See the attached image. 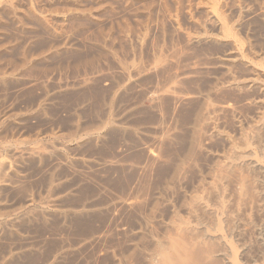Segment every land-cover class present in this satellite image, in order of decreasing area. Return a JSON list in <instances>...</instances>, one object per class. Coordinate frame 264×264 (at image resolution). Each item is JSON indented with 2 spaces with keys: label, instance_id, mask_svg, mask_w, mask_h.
<instances>
[{
  "label": "rangeland",
  "instance_id": "374dc122",
  "mask_svg": "<svg viewBox=\"0 0 264 264\" xmlns=\"http://www.w3.org/2000/svg\"><path fill=\"white\" fill-rule=\"evenodd\" d=\"M93 1L0 0L1 264H127V239L140 243L134 234L149 223L164 232L172 206L188 216L179 202L209 181L214 155L227 150L222 136L205 138L206 101L234 109L212 116L226 136L237 130L233 139L242 120L264 110V0ZM212 7L227 38L206 17ZM200 31L215 42L190 45ZM231 38L246 51L233 64ZM175 72L189 77L175 86ZM228 76L249 84L235 90ZM136 251L131 264L141 262Z\"/></svg>",
  "mask_w": 264,
  "mask_h": 264
},
{
  "label": "bare ground",
  "instance_id": "6f19581e",
  "mask_svg": "<svg viewBox=\"0 0 264 264\" xmlns=\"http://www.w3.org/2000/svg\"><path fill=\"white\" fill-rule=\"evenodd\" d=\"M95 1V0H94ZM93 1V2H94ZM129 1V0H128ZM139 1V0H138ZM177 1V0H176ZM179 1V0H178ZM9 2V0H8ZM100 2V0H99ZM134 2V1H133ZM11 3V2H10ZM66 3V2H65ZM68 3V2H67ZM74 3V2H73ZM77 3V2H76ZM95 3V2H94ZM97 3V0H96ZM129 3V2H128ZM161 3V2H160ZM13 4V3H12ZM70 4V3H69ZM127 4V3H126ZM132 3H130L131 5ZM11 5V4H10ZM73 5V4H72ZM165 5V4H164ZM16 6V5H15ZM9 7V6H8ZM17 7V6H16ZM98 7V6H97ZM213 8V7H212ZM10 9V7H9ZM99 9V8H98ZM148 9V8H146ZM12 10V9H11ZM14 10V8H13ZM150 10V8H149ZM218 11V10H217ZM217 11H214V8L211 10L208 8L206 10L205 13H207V16L210 19L214 21L215 26L219 29V31L223 32V35L225 34L226 38L227 35H230L232 33L231 29L229 31V27L228 24H225V21H223L222 16L218 15V13H216ZM144 14V13H143ZM160 14V13H159ZM150 17V16H149ZM221 17V20H220ZM49 18V17H48ZM206 19V18H205ZM207 22V20H205ZM205 22V23H206ZM45 23V22H44ZM212 23V22H210ZM213 23V24H214ZM202 25V22L200 23ZM199 24V25H200ZM204 24V23H203ZM208 24V23H206ZM204 24V25H206ZM212 24V26H213ZM228 27V34L227 32V27ZM207 27V26H206ZM205 27V31L207 30V28ZM204 28V27H203ZM201 29V28H200ZM199 29V30H200ZM204 30V29H203ZM202 30V31H203ZM204 32V31H203ZM230 32V33H229ZM201 33V31H200ZM205 33V32H204ZM204 33H201L204 34ZM208 34V33H207ZM219 34V32H218ZM200 35V34H199ZM200 35V37H188L187 35V42L192 45H197L195 43H201V41L204 40H211L212 37L215 36H208L205 37L204 35H202V38ZM209 35V34H208ZM222 35V34H221ZM219 34V36H221ZM233 35V34H232ZM231 35V36H232ZM217 36V35H216ZM219 36H217V40H223V37H221V39L219 38ZM230 37V36H228ZM52 38V37H51ZM54 38V37H53ZM216 38V37H215ZM219 38V39H218ZM232 39V41H231ZM230 39V49H229V54H228V59L226 61H228L229 63L231 62V64L235 63V62H241V60L244 57V54L246 53L243 45L240 44V42H238L236 40V38H231ZM214 41V39H212ZM216 40V39H215ZM229 40V39H227ZM225 39V41H227ZM224 41V42H225ZM186 42V43H187ZM211 42V41H210ZM215 42V41H214ZM218 42V41H217ZM228 42V41H227ZM187 43V45H189ZM207 43V42H205ZM220 43V42H219ZM215 44V43H214ZM189 45V46H190ZM193 46V45H192ZM175 49V48H174ZM245 52V53H244ZM182 56V55H181ZM246 56V55H245ZM179 57V56H178ZM159 59V58H158ZM246 60V57L245 59ZM116 61V60H115ZM162 62V60H160ZM159 61V63H161ZM225 62V61H223ZM227 62V65H229ZM249 62V61H248ZM251 62V61H250ZM249 62V63H250ZM118 63V62H117ZM158 60H157V64ZM165 63V62H163ZM220 63V62H219ZM246 63V62H245ZM252 63V62H251ZM120 64V62H119ZM135 64V63H134ZM155 64V62H153V65ZM166 64V63H165ZM230 64V65H231ZM244 64V63H243ZM247 64V63H246ZM253 64V63H252ZM251 64V65H252ZM172 65V64H171ZM174 65V64H173ZM178 65V64H177ZM220 65V64H219ZM235 65V64H234ZM241 65V64H240ZM250 65V64H249ZM254 65V64H253ZM123 66V65H122ZM132 65H130L129 67H131ZM152 66V65H150ZM155 66V65H154ZM159 66V65H158ZM225 66V65H224ZM236 66V65H235ZM247 67V65L244 64V67ZM258 66V65H254ZM128 67V66H127ZM153 67V66H152ZM157 66L153 67L156 71ZM163 67V66H162ZM230 67V66H229ZM228 67V68H229ZM249 67V66H248ZM263 67V66H261ZM126 68V67H125ZM133 68V67H132ZM139 68V67H138ZM141 68V67H140ZM152 68V70H154ZM232 68V67H230ZM229 68V69H230ZM257 69L260 68L256 67ZM255 68V69H256ZM264 68V67H263ZM121 69V68H119ZM124 69V68H123ZM134 69V68H133ZM149 69V68H148ZM229 69H227L229 71ZM252 69V67L250 68V70ZM261 69V68H260ZM151 70V69H150ZM154 70V71H155ZM184 70V69H183ZM233 70V69H230ZM121 71V70H120ZM124 71V70H122ZM121 71V72H122ZM126 71V70H125ZM143 71V70H141ZM194 71V70H193ZM191 71V72H193ZM226 71V72H228ZM236 71V70H235ZM252 71V70H251ZM152 72V71H151ZM190 72V73H191ZM231 72V71H230ZM253 72V71H252ZM258 72V71H256ZM261 72V70L259 71ZM258 72V73H259ZM264 72V71H263ZM262 72V75H263ZM125 73V72H124ZM123 73V76H124ZM128 73V71H127ZM132 73V72H131ZM136 73V72H135ZM144 73V72H141ZM254 73V72H253ZM256 73V74H258ZM185 74V73H184ZM184 74L179 75L175 72V74L171 77L172 81L175 80H179L180 76H184ZM192 74V73H191ZM229 74V73H227ZM226 74V75H227ZM231 74V73H230ZM229 74V75H230ZM233 74V73H232ZM247 74V73H246ZM260 74V73H259ZM128 75V74H127ZM130 75V74H129ZM137 75V74H136ZM139 75V74H138ZM186 75V74H185ZM235 75V74H234ZM248 75V74H247ZM250 75V73H249ZM134 76V75H130ZM141 76V75H140ZM186 76L189 77V74H187ZM237 76V75H236ZM255 76V75H254ZM127 77V76H124ZM170 77V76H169ZM185 77V76H184ZM229 77V76H228ZM227 77V78H228ZM233 77V75H232ZM229 77L232 82L230 84H232V87H236L235 90H237V88L241 90V88H245V86H247V82H242L240 81V79H236L235 77L232 78ZM249 77V76H248ZM253 77V76H252ZM261 77V76H259ZM256 79V76L253 77V79L256 81H261L259 80L260 78ZM128 78V77H127ZM137 78V76H136ZM183 78V77H182ZM187 78V77H186ZM228 78V81H229ZM238 78V77H237ZM251 80V76L249 77ZM248 78V80H249ZM85 79V78H84ZM124 79V78H123ZM134 79V77H133ZM170 80V78H168ZM185 79V78H184ZM126 80V79H124ZM127 80L130 81V79L128 78ZM181 80V79H180ZM227 80V79H226ZM85 81V80H84ZM129 81H126L129 82ZM172 81H169V83H171ZM247 81V79L245 80ZM255 81H253V84L251 85H255ZM137 82V80H136ZM135 82V83H136ZM125 83V81H124ZM125 83V84H126ZM168 83V84H169ZM175 84L178 82H174ZM181 83V82H180ZM228 82H226L227 84ZM259 83V82H258ZM257 88H261L262 89V97L264 96V85H261L264 83L260 82L261 84H258ZM173 84V83H171ZM174 85V84H173ZM180 85V84H179ZM223 85V84H222ZM177 86V84L175 85ZM248 86V87H249ZM168 87V86H167ZM171 87V86H170ZM231 87V86H230ZM247 87V88H248ZM64 88V87H63ZM159 87H157L156 89H158ZM175 88V87H174ZM242 88V90H243ZM256 88V87H255ZM254 88V89H255ZM152 89V88H151ZM155 89V88H154ZM153 89V91H154ZM168 89V88H167ZM232 89V88H231ZM58 90V89H57ZM159 90V89H158ZM166 89H164L163 91H165ZM170 91V89H168ZM167 90V91H168ZM174 90L176 89H171V91H173L174 95L177 92H174ZM247 90V89H245ZM259 91L260 89H256L255 91ZM151 91V90H150ZM157 91V90H156ZM166 91V93H167ZM168 91V92H169ZM215 92V91H214ZM242 92V91H241ZM240 92V93H241ZM261 92V91H260ZM118 93V92H117ZM151 92H149L150 95ZM154 93V92H153ZM161 93H163L161 91ZM167 93V94H171ZM172 93V94H173ZM217 93V92H216ZM116 94V93H115ZM146 94V93H145ZM147 94H148V90H147ZM159 93L157 92L156 95H158ZM165 94V93H164ZM178 97L180 98L181 96ZM176 94V95H177ZM259 94V93H258ZM117 95V94H116ZM174 95L172 97H174ZM157 97V96H156ZM171 97V98H172ZM176 97V96H175ZM174 97V98H175ZM184 98H187L185 96H183ZM182 97V99H183ZM189 97V96H188ZM191 97V96H190ZM204 97V96H203ZM154 98V97H153ZM159 98V97H158ZM162 98V97H161ZM160 98V99H161ZM163 98H165L163 96ZM170 98V97H169ZM177 98V99H179ZM206 98V97H205ZM176 99V100H177ZM193 99V98H192ZM210 99V98H209ZM155 100V98H154ZM181 100V99H180ZM205 100V99H204ZM208 100V99H207ZM211 100V99H210ZM210 100L206 101V107H204L205 109V114L206 117L208 118V130L209 133L206 131L205 133H208L209 135L207 137H205L206 139L210 140H215L212 139V137H217L220 138L222 136V139H224V143L223 145L227 146V150L223 149L222 154L220 155H214V162H212V166H209L211 168V172L208 174L209 176V181L207 183L203 184V180L202 183L200 182H196L197 185H194L195 187L198 186L197 190L196 188H194L195 193L194 195L190 196L189 195V199H187V201L183 199L185 202L180 201L179 203H183L181 207H183L182 209L185 210V214H188V216H183L184 213H181V211L179 212L178 209H174L173 206L171 208L172 210V215L171 218L169 219V222L163 225V229L164 232L162 233H156L153 229H152V225L149 226V224L145 225L144 228H140L141 231L138 232L137 234L135 233V235H140L141 238V242L139 243H134V238H129L127 239V264H131L132 262V251L133 248H135L137 251V253H139V257L141 258V262L139 264H264V110H261L260 107L257 108V115H255L254 113V117L252 119L248 120L244 123V121L242 120V124L239 127V131H238V138L234 139L232 138L233 135L236 136V132L237 130L234 131V133L231 135L230 133L227 134L231 135V136H226V130L223 133H221L219 126L221 124H219L218 126V121L216 122L215 118L212 117L214 115H218L217 113L223 111V110H228L231 111L232 109L230 108V106L228 105H224L223 107H216L214 106L215 104L210 103ZM250 100V99H249ZM258 100V98H257ZM254 100L255 103H257ZM263 100V99H262ZM185 101V100H184ZM253 101V99H252ZM252 101L250 103H252ZM188 102V99L186 101ZM184 102V103H186ZM181 103V102H180ZM205 103V102H204ZM210 103V104H209ZM214 103V102H212ZM254 103V105H255ZM158 104V103H157ZM249 104V102H248ZM231 105V104H230ZM252 105V104H250ZM249 105V106H250ZM253 105V106H254ZM260 105V104H259ZM258 105V106H259ZM262 105H264V103H262ZM159 106V105H158ZM252 107V106H251ZM264 107V106H263ZM133 108V107H132ZM158 108V107H157ZM160 108V107H159ZM158 108V110H159ZM233 108V107H232ZM262 108V107H261ZM127 109V108H126ZM255 108H253L252 110L254 111ZM260 109V111H259ZM263 109V108H262ZM128 110V109H127ZM126 110V111H127ZM156 110V109H155ZM221 110V111H220ZM125 111V112H126ZM227 111V112H228ZM234 111V109L232 110ZM112 112V111H111ZM123 112V111H122ZM202 112H203V108H202ZM201 112V114H202ZM223 113V112H222ZM226 113V112H225ZM234 113V112H233ZM111 114V113H110ZM204 115V114H203ZM231 115V112H230ZM219 116V115H218ZM234 116V114H233ZM252 116V115H251ZM203 117V116H202ZM205 117V116H204ZM205 117V118H206ZM236 117V116H235ZM240 117V116H239ZM243 118V117H242ZM241 118V119H242ZM245 118V117H244ZM204 119V118H203ZM217 119V118H216ZM219 119V118H218ZM247 119V118H246ZM110 120V119H109ZM200 120V119H199ZM205 120V119H204ZM205 120V121H206ZM236 120V119H235ZM203 121V122H205ZM241 121V120H240ZM238 121V122H240ZM106 122V121H105ZM109 123V122H108ZM114 123V122H112ZM202 123V122H201ZM220 123V122H219ZM115 124V123H114ZM113 124V125H114ZM205 124L206 127V123H202ZM238 124V125H239ZM106 125V124H105ZM104 125V126H105ZM110 125V124H109ZM161 125V123H160ZM167 125V124H166ZM201 125V124H200ZM103 126V127H104ZM159 126V125H158ZM163 126V125H162ZM202 126V125H201ZM115 127V126H114ZM197 127V126H196ZM223 127V126H222ZM225 127V126H224ZM113 128V127H112ZM158 128V127H157ZM156 128V130H157ZM164 128V126L162 127ZM103 129V128H102ZM105 129V128H104ZM124 129V128H123ZM155 129V128H154ZM161 129V128H159ZM168 129L167 127L165 128ZM196 129V128H194ZM193 129V130H194ZM128 130V129H127ZM126 130V131H127ZM171 130V129H170ZM197 130V129H196ZM121 131V129H120ZM123 131V130H122ZM135 131V130H134ZM133 131V132H134ZM164 131V129L162 130V132ZM164 131V132H165ZM172 131V130H171ZM170 131V132H171ZM198 131V130H197ZM168 132V131H166ZM195 132V131H193ZM156 133V132H155ZM154 133V134H155ZM160 133V130L159 132ZM136 134V132H135ZM139 134V133H138ZM166 134V133H165ZM137 135V134H136ZM156 135V134H155ZM160 135V134H159ZM169 135V132H168ZM168 135H165V137H167ZM164 136V135H163ZM197 136V135H196ZM152 137V136H151ZM158 137V136H157ZM162 137V136H161ZM169 137V136H168ZM171 137V136H170ZM173 137V136H172ZM198 137V136H197ZM202 137V136H201ZM204 137V136H203ZM153 138V137H152ZM155 138V137H154ZM205 138L203 140H205ZM160 139V141L163 139L158 138V140ZM199 139V138H198ZM91 140V139H90ZM153 140V139H152ZM156 140V139H154ZM165 140V139H164ZM196 140V139H195ZM200 140V139H199ZM202 140V141H203ZM209 140V141H210ZM198 141V140H197ZM202 141H199V144L201 143L200 146H198V148H200V150L202 151H208L210 150V148H208L209 146H205L204 144H202ZM208 141V140H207ZM206 141V142H207ZM155 142V141H154ZM159 142V141H158ZM162 142V141H161ZM211 142V141H210ZM157 143V142H156ZM222 143V142H221ZM59 144V143H58ZM197 144V142H196ZM198 144V145H199ZM147 145V144H146ZM160 145V144H159ZM210 145V144H209ZM66 146V145H65ZM197 146V145H195ZM65 148V147H64ZM158 148V147H157ZM197 148V149H198ZM21 150V149H20ZM18 151V150H17ZM27 151V150H26ZM34 151V150H33ZM32 151V152H33ZM46 151V150H44ZM48 151V150H47ZM151 151V150H150ZM154 151V150H153ZM157 151V150H156ZM201 151V152H202ZM218 151V150H217ZM31 152V151H30ZM49 152V151H48ZM211 152V151H210ZM23 152H21L22 154ZM36 153V152H35ZM41 152H39L37 155L41 156L40 154ZM155 153V151H154ZM153 152H151V155L157 156L156 154H154ZM207 153V152H206ZM212 153V152H211ZM33 154V153H32ZM31 154V155H32ZM47 154V153H46ZM52 155H56V153H51ZM148 154V153H147ZM208 154V153H207ZM217 154V153H215ZM219 154V153H218ZM49 155V154H48ZM150 155V156H151ZM211 155V154H210ZM211 155V156H213ZM33 156H36L35 154H33ZM51 156V155H49ZM151 156V157H152ZM207 156V155H206ZM209 156V155H208ZM23 157V156H22ZM31 157V156H30ZM159 157V156H158ZM213 158V157H212ZM40 159V157H39ZM159 159V158H157ZM156 159V160H157ZM151 160V158H150ZM155 160V161H156ZM189 160V159H188ZM152 161V160H151ZM150 161V163H151ZM59 162V161H58ZM181 162V161H180ZM197 162V161H196ZM154 163V162H153ZM211 164V163H210ZM140 166V165H139ZM185 166V165H184ZM143 169V168H142ZM185 170V169H184ZM210 170V169H209ZM183 172V171H182ZM182 172L180 174H182ZM209 172V171H207ZM53 173V172H52ZM199 174V173H198ZM203 174V173H202ZM205 174V173H204ZM207 175V173L205 174ZM181 176V175H180ZM179 176V177H180ZM200 175V179H202L204 176ZM184 177V175H183ZM207 177V176H206ZM179 179V178H178ZM183 179V178H182ZM205 179V177H204ZM180 180V179H179ZM185 180V179H184ZM199 180V179H198ZM207 181V179H205ZM197 181V180H196ZM194 183V182H193ZM199 183H201L199 185ZM171 186V185H170ZM193 186V185H192ZM193 186V187H194ZM71 190V189H70ZM190 192V191H189ZM140 193V192H139ZM187 193V192H186ZM186 193L184 195H186ZM189 194V193H188ZM187 194V195H188ZM191 194V192H190ZM183 195V196H184ZM51 195H49L50 197ZM47 197V198H49ZM131 197V196H130ZM33 198V197H31ZM56 198V197H53ZM187 198V196L185 197V199ZM29 199V198H28ZM41 199V198H40ZM39 199V200H40ZM50 199V198H49ZM121 200H124L121 198H119ZM132 199V197L130 198ZM135 199V198H134ZM133 199V200H134ZM125 200H128L125 199ZM132 200V201H133ZM31 201V200H29ZM43 201V200H42ZM41 201V202H42ZM57 201V200H56ZM115 201V200H114ZM120 201V200H119ZM51 202V201H50ZM54 202V201H52ZM59 202V201H58ZM118 202V199H117ZM126 202V201H123ZM129 202V200H128ZM126 202L127 206L128 204L131 205L132 202ZM136 202V201H135ZM134 202V204H135ZM27 203V202H26ZM32 203V202H31ZM30 203V204H31ZM57 203V202H56ZM55 203V204H56ZM46 204V203H45ZM52 204V203H50ZM49 204V206H50ZM59 204V203H58ZM109 204V202H108ZM123 204V203H122ZM138 204V203H137ZM136 204V205H137ZM173 204V203H172ZM29 205V204H28ZM42 205V204H41ZM87 205V204H86ZM114 205V204H112ZM119 205V204H117ZM133 205V204H132ZM174 205V204H173ZM179 205V204H178ZM43 206V205H42ZM46 207V205H44ZM121 206V205H120ZM119 206V209H120ZM176 206V204L174 205ZM52 207V206H51ZM84 207V206H83ZM88 207V206H87ZM87 207L85 209H87ZM102 207V206H101ZM114 207V206H113ZM116 207V206H115ZM125 207V206H124ZM180 207V209H181ZM25 208V207H24ZM54 208V205H53ZM56 208V207H55ZM130 208V207H128ZM132 209L134 208L131 207ZM137 206L134 208L136 209ZM177 208H179L177 206ZM41 209V208H39ZM60 209V206H59ZM90 209V208H88ZM113 209V208H112ZM124 209V208H123ZM127 209V208H126ZM131 209V210H132ZM168 209V208H167ZM31 209H28V212ZM108 210V208H107ZM111 210V209H110ZM118 210V208H117ZM115 208V211H117ZM129 210V209H128ZM183 210V211H184ZM36 211V210H35ZM39 210H37L38 212ZM46 211V210H45ZM44 211V212H45ZM50 211V210H49ZM52 211V210H51ZM50 211V212H51ZM112 211V210H111ZM123 211V210H122ZM178 211V212H177ZM43 212V211H42ZM81 212V211H80ZM90 212V211H89ZM171 212V211H170ZM68 213V212H67ZM116 213V212H115ZM181 213V214H180ZM21 214V213H20ZM30 214V213H29ZM46 214V213H45ZM48 214V213H47ZM53 214V213H52ZM180 214V215H179ZM26 215V213H25ZM24 215V218H25ZM39 216V213L37 214ZM58 215L61 216V214L58 213ZM154 215V214H153ZM183 217H182V216ZM36 216V213H35ZM43 216V215H42ZM63 217V216H62ZM33 218V217H30ZM12 219V218H11ZM20 219V218H19ZM17 221V219H14ZM8 221V220H6ZM12 221V220H11ZM167 221V220H166ZM146 222V221H145ZM8 223V222H7ZM5 224V223H4ZM14 224V223H13ZM146 224V223H145ZM163 224V223H162ZM11 225V224H10ZM161 225V224H160ZM142 226V225H141ZM155 228V227H154ZM139 229V230H140ZM137 230V231H139ZM136 232V231H135ZM134 233V232H133ZM131 234V233H130ZM130 237V236H129ZM139 238V237H137ZM139 238V239H140ZM93 239V237H92ZM136 239V238H135ZM86 242V241H85ZM136 242V240H135ZM82 244V243H81ZM80 246V245H79ZM26 249V248H25ZM28 249V248H27ZM12 252V251H11ZM62 252V251H61ZM135 252V253H136ZM136 253V254H137ZM136 256V255H134ZM138 256V255H137ZM124 258V257H123ZM137 260V258H135ZM4 260V259H3ZM134 260V257H133ZM135 260V263H136ZM124 262V261H123ZM4 263V262H3ZM133 263V262H132ZM1 264V263H0ZM126 264V263H124Z\"/></svg>",
  "mask_w": 264,
  "mask_h": 264
}]
</instances>
